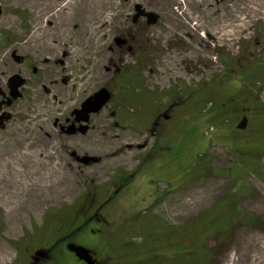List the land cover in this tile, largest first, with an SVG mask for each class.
Listing matches in <instances>:
<instances>
[{
    "label": "rangeland",
    "instance_id": "obj_1",
    "mask_svg": "<svg viewBox=\"0 0 264 264\" xmlns=\"http://www.w3.org/2000/svg\"><path fill=\"white\" fill-rule=\"evenodd\" d=\"M117 1L114 6L123 29L102 33L108 32L106 49L111 52L102 62L105 77L81 89L75 80L64 81L66 73L76 74L69 40L47 30L46 19L38 22L39 13L29 0H0V28L10 37L0 39V86L7 94V80L14 73L26 81L22 96L5 110L10 119L0 125V144L24 136L25 130H36L47 142L40 152L67 170L53 190L57 195L36 198L25 188L26 192L19 190L18 200H8V207L3 205L6 191L0 184V264H10L16 254L15 262L23 263L24 253L20 248L15 253L7 240L17 238L21 243L46 220L47 232L52 233L59 226L55 216L81 215L82 202L95 192L107 198L124 178L130 180L129 190L108 205L107 215H114L111 230L131 227L123 236L121 229L111 232L122 237L126 261L191 264L203 249L211 251L209 264H264V180L255 172L258 162L264 164V104L258 102H264V0L201 4L214 15L229 14L237 24L243 23L234 36L222 39L199 30L204 42H192L195 49L188 56L184 54L188 38L174 27L157 0ZM136 5L157 14V21L148 24L146 16L134 21ZM38 27L42 33L30 38ZM46 37L51 43L58 40V46L46 47ZM13 50L27 63L17 64L11 58ZM65 51L69 56L63 55ZM165 55L169 59L163 61ZM102 87L110 98L87 122H80L87 129L76 136L61 133L59 123ZM39 94L41 98L34 101ZM173 96L183 106L175 122L160 135L148 131L155 108L166 106ZM225 97L260 112L253 117L255 130L242 131L237 122L217 117ZM36 116L41 124L34 121ZM91 148L102 150L88 151ZM234 190L239 206L257 215L263 229L235 224L227 235H210L219 225L207 218L199 220L200 215ZM139 215H154L155 223ZM153 225L157 227L152 229ZM137 256L146 261L140 263Z\"/></svg>",
    "mask_w": 264,
    "mask_h": 264
},
{
    "label": "bare ground",
    "instance_id": "obj_2",
    "mask_svg": "<svg viewBox=\"0 0 264 264\" xmlns=\"http://www.w3.org/2000/svg\"><path fill=\"white\" fill-rule=\"evenodd\" d=\"M29 1L39 13L38 22L46 19L48 21L47 30L52 31L60 39L66 38L69 40L70 49L73 51L71 60L74 59L72 60V67L76 74L66 73V82L75 80L80 83L81 89H85L88 84L104 78L105 73L102 70V62L110 58L111 52L106 49L105 38L108 32L102 33L108 29L111 33L123 29L119 18L120 13L117 11L119 2L117 0ZM206 1L157 0L158 6L165 10L163 13H166L174 27L183 32L188 38L184 43L185 56H188L195 49L192 42H204L203 36L198 33L199 30H206L209 37L222 39L234 36L236 28L242 26V20L240 24H237L238 21L233 20V16H229V14L227 18H224V14L214 15L206 7L201 8L200 5L205 4ZM116 2L117 4L114 6ZM177 2L181 3L182 6L173 7L174 4H178ZM192 3L195 4L193 7H191ZM106 9H109V11L106 12ZM196 10H200L197 15L194 12ZM192 20H194V23H192ZM71 24L73 25L71 26ZM40 29L39 27L35 28L31 32L30 38L38 37L42 33V31H39ZM165 32H167V29L163 28L162 34H165ZM71 40L72 42H70ZM43 43L48 48L58 46V40L51 43L48 37L44 39ZM64 53H68L67 56H69V51ZM169 54L174 55V53ZM168 56L165 55L163 61L169 59ZM40 98L39 94L34 96L33 100L38 101ZM37 118L39 117L36 116L34 121L41 124L42 121H37ZM23 133L24 136L14 137L11 142L0 144V184L6 191L3 204L6 207L9 206L8 200L19 199V190H22L23 193L26 192L25 188L30 189L32 194L36 195V198L37 196L41 198L55 196L57 193H54L53 190L56 191L55 189L66 178L67 170L62 169L58 163L49 162V156L40 152L41 146L47 143L44 141L45 138H42V134L36 133V130L33 129L25 130ZM94 150L101 151L102 149L91 148L88 151ZM105 154H108V152L103 154L106 160L109 157ZM121 154V157L125 156V152ZM12 188H14L13 193L10 192ZM0 199L3 200L1 197Z\"/></svg>",
    "mask_w": 264,
    "mask_h": 264
},
{
    "label": "flooded vegetation",
    "instance_id": "obj_3",
    "mask_svg": "<svg viewBox=\"0 0 264 264\" xmlns=\"http://www.w3.org/2000/svg\"><path fill=\"white\" fill-rule=\"evenodd\" d=\"M7 33L0 28V39L2 40L3 35L7 36L6 40L9 39ZM63 55L66 54L63 53ZM11 58L17 64L27 63V58L14 50L11 52ZM32 72L36 73L37 68L33 67ZM6 87L8 88L7 94L0 86V125L3 121L10 119V114L8 115L5 110L17 99L10 94L8 80ZM21 96L20 88L18 98ZM181 103L182 100L173 96L170 97L166 106L156 107L150 120L151 125L147 130L153 131V134H160L162 130H166L176 114L183 108ZM221 105L224 116H228L229 121L236 120L239 129L246 131L253 128V115L257 111L252 105L236 103L231 97H225ZM75 110L79 109L75 108L70 117L59 123L61 133L68 136H76L81 133V123L76 117L78 114L75 113ZM24 120H26L25 117ZM56 123H58V119L55 120L54 125ZM129 182L130 180H122V183L115 186V190L113 189V193L109 194L107 198H99L95 192L93 197L85 200L79 206L81 215H69L68 218L64 215L55 216L54 219H57L56 223L59 226L52 233L47 232L48 220H46L44 225L36 227L32 233L22 237L21 243L16 242L18 239L15 238L13 241L7 240L8 245L16 250L15 253H17V248H20L24 253L22 264H132V261H126L124 258L123 241L120 239L122 234L116 236L111 233L123 230L124 226L119 225V228L113 227L111 230L114 215H107L110 212L108 205H113L127 193ZM16 257L11 259L10 264H17ZM142 259L146 261V257L139 256L138 258L137 256L139 262Z\"/></svg>",
    "mask_w": 264,
    "mask_h": 264
},
{
    "label": "trees",
    "instance_id": "obj_4",
    "mask_svg": "<svg viewBox=\"0 0 264 264\" xmlns=\"http://www.w3.org/2000/svg\"><path fill=\"white\" fill-rule=\"evenodd\" d=\"M260 166L262 167L264 164L262 165L258 162V164L255 166V172L257 173V171H259L261 177L264 180V169H260ZM237 195L238 191L235 190L226 193L219 201L216 202V204L200 215L199 220L207 218L210 221L218 223V228L212 231L210 235L213 233L227 235L235 224L263 229V223L260 221V218L257 215L239 206L236 200ZM153 216L154 215H144V221L149 218L154 224L155 222L153 220ZM155 227L157 226L152 227V229ZM144 231H146V229ZM211 255V251L202 249L201 253L191 260V264H209Z\"/></svg>",
    "mask_w": 264,
    "mask_h": 264
},
{
    "label": "water",
    "instance_id": "obj_5",
    "mask_svg": "<svg viewBox=\"0 0 264 264\" xmlns=\"http://www.w3.org/2000/svg\"><path fill=\"white\" fill-rule=\"evenodd\" d=\"M142 12L138 11L135 15L137 18ZM146 15L148 16V23H155L157 20V16L151 12H147ZM24 82L18 75H14L9 79V86L11 88V95L13 97L19 96L18 87ZM109 99V93L105 88L100 89L98 92L94 93L91 97H89L81 106V109L76 111L78 114L79 120L86 121L88 119V114L92 112H97L102 108L105 102ZM82 131L85 130V127L81 129Z\"/></svg>",
    "mask_w": 264,
    "mask_h": 264
}]
</instances>
